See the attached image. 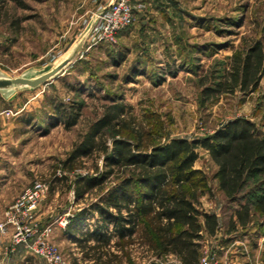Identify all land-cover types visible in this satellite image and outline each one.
<instances>
[{"label":"rangeland","instance_id":"1","mask_svg":"<svg viewBox=\"0 0 264 264\" xmlns=\"http://www.w3.org/2000/svg\"><path fill=\"white\" fill-rule=\"evenodd\" d=\"M107 1L0 0V73L36 75L55 65ZM132 6V23L119 33L116 43H96L91 34L81 55L57 79L21 91L11 101L0 94V105L9 106L0 108V165L21 163L28 172L22 177L28 180L27 185L37 180L46 184L39 206L49 209L47 216L56 218L63 210L71 209L74 217L77 203L92 208L99 201L98 191L77 199L74 182L98 175L102 158L83 156L76 171L68 170L65 163L87 124L101 113V105L110 102L109 97L121 98L138 117L144 112L153 114L149 120L163 122L171 138L210 136L239 117L252 121L264 137V75L254 92L237 90L205 103L198 83L204 73L222 69L242 36L261 37L264 44V0H132ZM72 104L83 107L80 122L70 128L59 122L53 124L60 116L58 109L67 110ZM7 109L11 113L5 112ZM106 131L111 134V129ZM197 151L194 167L206 175L199 208L215 212L221 222L216 234L204 233L201 259L214 253L219 264H235L230 258L241 255L240 262H245V257L251 263L254 256L248 253L254 246L249 240L264 231V216L256 214L251 226L240 229L239 234L233 232L252 237L245 239L246 246L236 241L230 245L222 262L214 247L218 238L230 235L229 220L238 205L222 194L215 177L218 167L210 153L201 146ZM257 184L258 180L249 179L243 191L246 200L255 198ZM52 187H57L59 195L50 192ZM89 216L91 224L98 214L93 211ZM38 223L34 222V228L41 227ZM56 246L66 264L78 262L73 250ZM127 251L134 264L178 263L174 256L155 257L138 241ZM27 256L34 264H48L42 257ZM114 264L130 263L123 256Z\"/></svg>","mask_w":264,"mask_h":264},{"label":"trees","instance_id":"2","mask_svg":"<svg viewBox=\"0 0 264 264\" xmlns=\"http://www.w3.org/2000/svg\"><path fill=\"white\" fill-rule=\"evenodd\" d=\"M221 68L199 76L202 103L221 94L249 93L259 87L264 75L261 37L242 36L239 47ZM109 98L96 119L87 124L65 163L68 170L76 171L83 156L96 155L103 160L98 175L74 182L77 199H85L93 191L100 193L92 207L100 218L93 231L80 240L91 264H114L123 256L134 264L127 250L136 241L159 259L174 256L177 264H201L204 233L216 234L221 222L215 212L199 208L206 185V175L194 167L199 146L217 164L215 177L224 197L238 205L230 217L228 233L251 226L256 214L264 216V137L252 121L239 117L210 136L171 138L163 122L149 120L153 114L144 112L138 117L118 96ZM82 108L72 104L67 110L58 109L60 116L53 124L77 125ZM107 129H111L110 135ZM250 178L259 184L253 190L255 198L246 200L243 191ZM92 239L94 243L88 244Z\"/></svg>","mask_w":264,"mask_h":264},{"label":"built area","instance_id":"3","mask_svg":"<svg viewBox=\"0 0 264 264\" xmlns=\"http://www.w3.org/2000/svg\"><path fill=\"white\" fill-rule=\"evenodd\" d=\"M133 14L132 0H114L113 4L99 16L91 32L96 43H116L119 33L132 23ZM5 112L11 113V110L7 109ZM46 188L43 181H33L5 208L3 218L0 220V233H10V242L5 248V259H8L19 245H23L28 254L42 257L48 264H66L49 235L56 225L63 228L70 225L73 217L71 209L63 210L43 229L34 228L30 222V215L39 206ZM210 256L202 258L201 264H219L215 256Z\"/></svg>","mask_w":264,"mask_h":264},{"label":"crops","instance_id":"4","mask_svg":"<svg viewBox=\"0 0 264 264\" xmlns=\"http://www.w3.org/2000/svg\"><path fill=\"white\" fill-rule=\"evenodd\" d=\"M2 102V101H0ZM9 106L7 104H4L3 106L0 105V108L4 110L5 108H8ZM64 126L65 124L63 122H59ZM58 125V124H57ZM28 127V126H27ZM26 130L23 128H20V132L24 135L26 134ZM20 133V134H21ZM2 148L0 147V154L2 155ZM0 165V220L3 218V213L5 208L11 204L17 196L21 193L23 188L28 184L26 181L23 180L22 177L26 175L28 172L23 168L21 163L12 162V165L8 164V166ZM25 181V182H24ZM50 192H53L55 195H59L57 187H52L50 189ZM223 194V192H222ZM224 195V194H223ZM76 205V204H74ZM80 205V206H79ZM45 207L38 206L36 210H34L30 215V222L34 226V222L38 223L41 227L40 229L45 228L48 224L52 223L54 220V216H47L48 208L44 209ZM87 208V209H86ZM75 218L73 219V222L67 226L66 228H63L61 226L56 225L52 232H50L49 237L53 242L58 244L60 247H68L70 250H73L72 254L76 256V260L78 261L76 264H91L92 261H89L87 258L84 257V247L83 244L80 242V240L85 236V233L88 231H93L97 224V219L100 218L98 212L97 218L89 224V215L92 210V208L88 207V205H81L77 203V209L74 210ZM93 223V224H92ZM221 227V226H220ZM220 229V228H219ZM239 234V231H236ZM243 233V232H240ZM229 234V233H228ZM233 232H230L229 236H225V238L220 239L217 236V241L215 244V250L218 251V254L221 257V261L223 262L224 254L231 249L230 245H232L235 241L242 242V245L246 246V240L249 239V235L245 234L243 237L241 235L233 234ZM258 236V237H257ZM248 237V238H246ZM230 238V240H229ZM238 238V239H236ZM116 238L112 239V243L115 241ZM246 239V240H245ZM253 249L250 251L249 256L251 255V252L253 253L254 260L250 263L249 260L247 261L246 258H242L245 262H240V256H236L234 259L231 257V261H233L235 264H264V232H260L259 234L255 235L253 237ZM10 242V233L2 234L0 233V264H23L24 261H28L29 258L27 255H30L26 252V248L23 245H19L16 249V251L12 254H10L8 259H5V248ZM94 243V239L89 241L88 244ZM77 245V249L74 248V246ZM79 246V247H78ZM244 246H241L239 248H243ZM76 249V251H74ZM115 250V247L112 248ZM227 250V251H226ZM245 251L244 249H242ZM245 254V252H243ZM31 257V256H30ZM26 259V260H25ZM34 260V259H33ZM30 264H34V262H30Z\"/></svg>","mask_w":264,"mask_h":264},{"label":"water","instance_id":"5","mask_svg":"<svg viewBox=\"0 0 264 264\" xmlns=\"http://www.w3.org/2000/svg\"><path fill=\"white\" fill-rule=\"evenodd\" d=\"M113 2L114 0H108L96 11L90 22L86 25L85 30L72 44L67 53L49 69L36 75L8 76L0 73V94L3 99L11 101L19 92L36 89L61 76L81 55L89 35L99 20V16L108 9ZM151 264L158 263L153 262Z\"/></svg>","mask_w":264,"mask_h":264}]
</instances>
